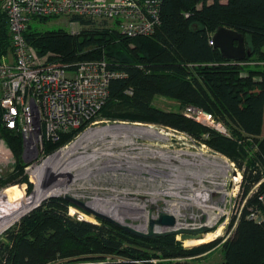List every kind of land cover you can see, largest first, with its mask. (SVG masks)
Returning <instances> with one entry per match:
<instances>
[{
	"label": "trees",
	"instance_id": "16d2710c",
	"mask_svg": "<svg viewBox=\"0 0 264 264\" xmlns=\"http://www.w3.org/2000/svg\"><path fill=\"white\" fill-rule=\"evenodd\" d=\"M6 17L0 15V54L11 46ZM40 17L51 16H34L33 20ZM161 18L155 33L148 36L128 37L108 26V20L74 15L71 20L83 26L78 34L63 29L32 30L29 23L25 37L39 55H46L48 65L105 57L113 69L126 75L111 80L109 98L93 120L156 123L192 135L245 167L243 198L264 174V76H257L264 75V69L248 68L250 74L243 75V66L227 60L210 39L219 27L237 30L251 37L253 53L264 58V0H163ZM96 22L105 26H95ZM158 95L212 114L228 128V134L183 111L154 106L152 100ZM0 125V137L16 158L15 171L0 179V184L19 179L28 183L30 191L32 183L24 174L23 138ZM72 136L47 142V151ZM263 191L264 183L248 198L241 215L232 217L230 226L236 225L223 243L222 264H264V221L248 217L251 207H262L259 195ZM27 196L20 185L15 200ZM70 206L75 205L52 196L8 228L0 236V264H57L69 258L79 264H139L134 260L150 256L147 248L163 258H181L207 253L220 242L201 237L197 240L203 244L183 242L198 245L186 248L176 235L139 236L107 220L98 218V224L92 223L94 215L85 211L87 220L78 219L69 214ZM109 253L125 260L108 262L104 259Z\"/></svg>",
	"mask_w": 264,
	"mask_h": 264
},
{
	"label": "built area",
	"instance_id": "2783aa9c",
	"mask_svg": "<svg viewBox=\"0 0 264 264\" xmlns=\"http://www.w3.org/2000/svg\"><path fill=\"white\" fill-rule=\"evenodd\" d=\"M162 4L163 0H0V8L8 19L11 44L8 52L0 54V82L5 89L0 95V121L5 128L23 138L24 174L32 183L31 191L34 185L36 187L37 177L46 174L38 167L99 122L93 118L109 98L111 80L126 74L113 69L105 59L86 60L73 65H38L37 55L25 37L28 24L34 16L78 15L94 21L114 22L117 29L128 37L148 36L154 34L162 22ZM188 108L195 112L193 117L197 120L204 115L208 120L216 121L206 111ZM174 131L189 136L186 132ZM70 134L73 136L67 143L52 152L47 151V142L56 143ZM201 145L209 148L206 143ZM15 167L16 158L0 137V179L14 172ZM225 171L224 182L218 183L221 186L211 187L208 192L205 184L198 187L190 182L188 192L171 193L164 208H158L153 218H158L161 213H173L182 227L204 225L208 230L225 218L223 227H230L232 217L241 215L248 198L264 183V174L242 198L245 167L232 161L228 162ZM25 186L28 187V183ZM234 197L232 208H236V202H239L233 213L230 204ZM205 200H211V205H206ZM259 200L262 207H251L248 217L260 222L264 221V191L260 193ZM185 202H189L188 209L193 211L189 216L181 211ZM69 214L73 216L74 213Z\"/></svg>",
	"mask_w": 264,
	"mask_h": 264
},
{
	"label": "rangeland",
	"instance_id": "374dc122",
	"mask_svg": "<svg viewBox=\"0 0 264 264\" xmlns=\"http://www.w3.org/2000/svg\"><path fill=\"white\" fill-rule=\"evenodd\" d=\"M2 14L5 13L0 8V15ZM42 19L43 18L40 17L39 19L36 18L32 20L30 22V28L39 31L63 29L72 34H78L83 27L80 23H74L71 17L67 15L51 16ZM100 23L101 22H96L94 24L100 27L105 26V23ZM108 26L117 28L114 22H109ZM245 38L246 46L251 51V55L238 62L243 66V75H248L250 74L248 68L264 69V58L253 53V48L255 47L253 46L251 37L245 35ZM31 46L37 55L36 62L38 65H44L47 62L46 55H39L36 48L32 44ZM99 59L106 60L105 57ZM257 76L263 77L264 75L259 74ZM4 90L3 82H0V95L3 94ZM130 90L131 88L127 90L128 94H130ZM152 104L165 110L183 111L186 115L189 114L188 116L191 117L196 115L192 109L188 108L192 106L182 107L178 101L162 95L156 96L152 100ZM199 119L211 125V127L214 126L213 128L222 133L228 134L229 132L228 128L222 122H212L204 115H201ZM97 120H99V122L92 125L89 130L83 132L78 138L80 139L86 133H89V136H87L89 138H86L85 147L78 148L76 156L63 161L57 160V162L52 165L48 164V162H45L43 166L40 165L42 168H40L39 171L42 169L46 174L44 173L42 177H37L36 187L34 185L32 191H29L28 187L25 186L26 183L19 179L11 181L7 185H1V189H7L9 191L10 200L18 203L23 202L21 199L15 200V197L19 193L20 185L25 189L28 196H30L35 189L34 196H36V199H34L35 202L33 206L41 201L42 197L45 198L49 193L60 194V196L69 193L74 194L84 201H88L90 206L98 210L101 206H98L99 204L96 202L93 205L89 203V201L99 198L103 205H115L114 211H111L112 213L108 215H112L120 222L138 226L143 230L144 228H150L151 219L156 214L158 208H164L163 206L166 205L167 199H170L171 193L188 192L187 189L190 187V182L198 187H200V184H205L204 186L207 187L208 192L209 188H213L218 186V183L222 184L224 182V177L227 173L223 172L228 169V162L234 161L221 152L217 153V151L209 145H207L209 148H203L201 145L202 142L192 135H183L175 132L173 128L165 127L160 124L105 118ZM93 130L94 132L96 131L94 135L91 133ZM78 139L69 144L68 147H71ZM79 152L82 153V155L84 154L83 159H79ZM248 155L243 159V166L247 165L249 159ZM223 167H225V169ZM18 174L20 175V173ZM40 186L45 188L61 187V189L64 187L68 191L57 193L52 190L40 189ZM205 190L206 188H204V191ZM217 193L215 194L216 196ZM52 196L54 195H48L46 198ZM234 199L236 198L234 197L231 201V208L233 202H235ZM211 202V200L204 201L208 206L211 205ZM238 202L239 201L236 202V208L238 207ZM188 204L189 202H185L183 204L184 208L181 210L182 212L185 211L187 214L186 216H189L190 213L193 212L188 209ZM191 207L193 208V206ZM25 208L19 210L18 214ZM236 208H232L233 213L236 211ZM33 209L35 208L30 209L17 221L4 229L0 233V236H2L8 228L19 223V220ZM195 209L197 211V208ZM69 212L74 213L73 216L76 218L81 216L83 217L81 220H87L84 219L85 215L82 209L70 206ZM86 213L90 214L88 212ZM94 218L96 222H91L98 224L100 221L95 216ZM224 219L225 218L212 228V230L208 231L209 233L212 231L214 232L206 236L209 239L207 242L214 240L220 242L213 250L207 253L191 257L163 258L160 253L155 255L154 250L147 248L149 249L150 256L137 260L135 259L134 262H138L139 264H222L224 262L223 243L226 241L225 238L228 237L232 228L231 226L229 227V225L226 226V228L222 226L220 230L217 231V228L223 224ZM178 239H181L180 235ZM183 242H197L199 245L203 244L197 239H187ZM183 242L181 245L186 248L198 246H185ZM104 260L114 262L125 260V258L121 255L109 253L106 254ZM69 261L71 263H69ZM106 261L98 263H104ZM57 264L79 263L76 258H69L61 260Z\"/></svg>",
	"mask_w": 264,
	"mask_h": 264
},
{
	"label": "water",
	"instance_id": "95a60500",
	"mask_svg": "<svg viewBox=\"0 0 264 264\" xmlns=\"http://www.w3.org/2000/svg\"><path fill=\"white\" fill-rule=\"evenodd\" d=\"M213 44L215 47L220 49L223 56L227 60L241 61L251 55V51L246 46L245 36L234 29L227 27H219L212 36ZM145 126V125H144ZM60 196V195H54ZM62 197L78 208L85 212L94 215L97 219L107 220L127 231L144 237H155L160 235H180V241L187 239H198L201 238L203 233L209 231L204 225L196 228L182 227L178 221V218L173 213H161L156 219L152 218L150 221V228L147 230L140 229L138 226L131 225L126 222H120L112 215L102 213L88 204V201H84L74 194H63ZM43 200V199H42ZM41 201L36 204L33 208L38 206Z\"/></svg>",
	"mask_w": 264,
	"mask_h": 264
},
{
	"label": "bare ground",
	"instance_id": "6f19581e",
	"mask_svg": "<svg viewBox=\"0 0 264 264\" xmlns=\"http://www.w3.org/2000/svg\"><path fill=\"white\" fill-rule=\"evenodd\" d=\"M222 127V126H221ZM95 130V129H94ZM94 130L91 132L92 135H94ZM96 134V133H95ZM89 136V133H86L84 136H82L80 139H78L74 144L71 145V147H67V148H64L62 150H60L59 152L53 154L52 156H50L45 162H48V164H55V162H57V160L59 161H63V160H66L68 158H71V157H74L76 156L77 154V149L78 148H81V147H85L86 145V140L89 138L87 137ZM87 138V139H86ZM90 140V139H89ZM67 149V150H66ZM87 149V148H86ZM94 151V150H93ZM92 151V152H93ZM80 153V152H79ZM84 153H87V152H84ZM91 153V152H90ZM89 154V152H88ZM82 153L79 154V159H83L84 157V154L82 155ZM86 155V154H85ZM91 155V154H90ZM90 157V156H89ZM44 162V163H45ZM50 162V163H49ZM43 163V164H44ZM62 163V162H61ZM66 163V162H65ZM42 164V166H43ZM76 165V164H75ZM42 166H39L38 167V170L40 168H42ZM61 186V185H60ZM66 187V186H65ZM40 189H47V190H52L54 192H57V193H61V192H65V191H68L66 190L64 187L63 189L60 188H52V187H48V188H45L43 186H40ZM9 191L7 189H4L3 191L0 192V233L6 229L7 227H9L11 224H13L15 221H17L22 215H24L26 212H28L30 209H32L34 206H33V203L35 202L34 199H36V196H34V193H35V189L33 191V193L30 195V196H27L21 200H23L22 203H18V202H12L10 200V197H9ZM37 195V194H36ZM48 195H60V194H55V193H49L46 195V197ZM41 199V198H40ZM42 199H44V197H42ZM20 200V201H21ZM37 201V200H36ZM98 203L99 205L98 206H101L99 210H103L102 213L104 212L105 214H111L112 212L111 211H114V206L115 205H110V206H106V205H103L102 204V201L99 199V198H95L93 201H89V203L91 204H95ZM102 204V205H100ZM29 206V207H28ZM96 206V205H95ZM25 207H28L27 209H25L23 212L19 213L18 214V211L25 208ZM92 207V206H91ZM95 209V208H94ZM97 210V208H96ZM100 211V212H101ZM107 211V212H106ZM110 211V212H109ZM223 225L221 224L218 228H217V231L220 230V228L222 227ZM214 232V231H212ZM210 232V233H212ZM209 232L205 233L204 235H202L201 237L203 236H207L208 234H210ZM179 236V235H178ZM178 236H177V239H178ZM194 239V238H193ZM180 240V239H178ZM212 240V239H210Z\"/></svg>",
	"mask_w": 264,
	"mask_h": 264
}]
</instances>
